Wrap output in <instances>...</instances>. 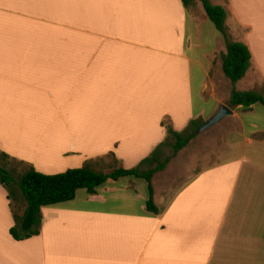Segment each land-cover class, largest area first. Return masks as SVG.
<instances>
[{
	"label": "crops",
	"instance_id": "0c3cea01",
	"mask_svg": "<svg viewBox=\"0 0 264 264\" xmlns=\"http://www.w3.org/2000/svg\"><path fill=\"white\" fill-rule=\"evenodd\" d=\"M215 1L251 54L235 89L264 87V0ZM224 51L200 1L0 0V150L39 172L109 152L149 169L164 122L232 110L214 162L170 157L153 174L155 210L147 182L122 177L42 207L39 234L18 241L0 184V264H264V105H228Z\"/></svg>",
	"mask_w": 264,
	"mask_h": 264
},
{
	"label": "trees",
	"instance_id": "16d2710c",
	"mask_svg": "<svg viewBox=\"0 0 264 264\" xmlns=\"http://www.w3.org/2000/svg\"><path fill=\"white\" fill-rule=\"evenodd\" d=\"M185 8L200 1L209 20L220 33L225 51L219 55L221 69L230 84L228 105L249 109L255 104L264 105V87L249 90H237L235 84L242 79L251 65L248 46L234 40L226 25V10L222 5L212 4L210 0H180ZM203 121L194 119L181 131L164 122L166 138L152 153L142 160L153 163L154 167L141 169L139 166L125 168L113 152L88 159L80 167L67 169L55 174L37 171L31 164L11 157L0 150V184L7 192L13 225L9 232L15 240H24L38 235L41 227V209L74 198L78 189L84 188L94 193L96 188L110 180L122 177L143 178L148 184L147 208L155 210L151 179L155 172L164 169L170 156L161 158L165 146L172 148L175 154L188 146L197 136Z\"/></svg>",
	"mask_w": 264,
	"mask_h": 264
},
{
	"label": "rangeland",
	"instance_id": "374dc122",
	"mask_svg": "<svg viewBox=\"0 0 264 264\" xmlns=\"http://www.w3.org/2000/svg\"><path fill=\"white\" fill-rule=\"evenodd\" d=\"M211 2L215 3L216 1L211 0ZM217 86L221 90L224 89L220 81ZM225 130L226 125L218 122L203 131H198L196 138L185 148L184 153L186 154H182V152L172 154V148L165 146L161 158L175 157L173 161L177 163L175 167L178 168L181 167V164H179L181 162H193L197 167L205 166L208 162L212 163L216 159L217 151L223 147Z\"/></svg>",
	"mask_w": 264,
	"mask_h": 264
},
{
	"label": "water",
	"instance_id": "95a60500",
	"mask_svg": "<svg viewBox=\"0 0 264 264\" xmlns=\"http://www.w3.org/2000/svg\"><path fill=\"white\" fill-rule=\"evenodd\" d=\"M232 110L225 104H222L219 109L206 121L202 123L198 131H203L206 128L218 123L224 117L230 115Z\"/></svg>",
	"mask_w": 264,
	"mask_h": 264
}]
</instances>
